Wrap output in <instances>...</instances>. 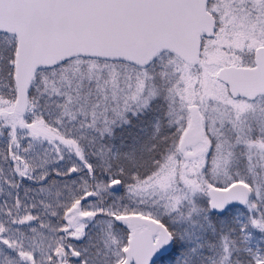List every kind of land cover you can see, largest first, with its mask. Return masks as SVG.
Returning <instances> with one entry per match:
<instances>
[{"label":"snow or ice","instance_id":"obj_1","mask_svg":"<svg viewBox=\"0 0 264 264\" xmlns=\"http://www.w3.org/2000/svg\"><path fill=\"white\" fill-rule=\"evenodd\" d=\"M0 264H264V0H0Z\"/></svg>","mask_w":264,"mask_h":264}]
</instances>
